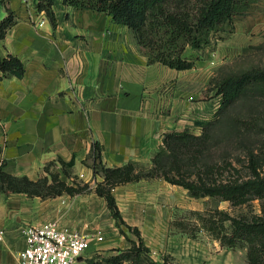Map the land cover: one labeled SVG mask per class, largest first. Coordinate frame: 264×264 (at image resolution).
<instances>
[{
	"label": "crops",
	"instance_id": "crops-1",
	"mask_svg": "<svg viewBox=\"0 0 264 264\" xmlns=\"http://www.w3.org/2000/svg\"><path fill=\"white\" fill-rule=\"evenodd\" d=\"M44 2L0 0V19L8 8L17 17L0 36V53L15 54L25 64L23 76L0 72V163L9 173L38 179L48 174L51 162L64 170L58 158H74L71 173L61 176L77 188L45 195L0 190V264H20L24 226L48 220L90 234L91 244L76 264L129 247L139 236L161 263L167 257L180 264H237V251L219 239L193 237L172 226L181 218L179 210L204 209L205 198L165 177L113 184L128 236L122 233L97 191L105 176L94 171L91 153L98 142L105 166L148 162L166 133H200L221 106L218 85L208 93L210 78L223 61L262 39L264 0L225 22L216 52L212 44L186 45L183 55L194 60L189 68L150 62L131 28L106 11L52 0L54 24L38 5Z\"/></svg>",
	"mask_w": 264,
	"mask_h": 264
},
{
	"label": "trees",
	"instance_id": "trees-1",
	"mask_svg": "<svg viewBox=\"0 0 264 264\" xmlns=\"http://www.w3.org/2000/svg\"><path fill=\"white\" fill-rule=\"evenodd\" d=\"M254 1L256 0H63L68 5L112 14L116 21L131 28L150 62L160 61L176 68H189L194 65V60L183 55L186 45L200 48L222 38L221 31L225 22L235 15L247 12ZM52 3V0H45L38 5L46 9L55 24L56 15ZM8 10V15L0 19L1 37L5 36L7 29L17 20L13 10ZM0 72L2 76H23L25 64L15 54L0 53ZM259 76H264V70L245 71L223 78L218 84L221 106L213 118L204 122L203 128L205 129L206 123L212 124L224 108L233 102L247 81ZM191 134L189 130L171 131L166 133L164 143H170L171 138H186ZM91 155L94 171L97 173L101 169L105 176L103 182H97V191L107 199L120 230L128 236L123 228L125 221L111 187L115 183L140 177L132 174L134 163L138 161H130L123 166H105L102 163V147L98 142H94ZM248 159L247 174L231 175L225 179L215 177L211 172L213 170L209 169L205 175L200 174L202 171L198 169H178L177 177L170 176V170H163L162 173L166 179L184 185L195 197H218L230 199L234 204H243L254 198L264 199V160L260 154L257 155L253 151L249 153ZM58 160L64 166H71L75 161L74 158L69 161L62 158ZM3 165L4 161L0 163V190L5 193L25 191L45 195L62 191H44L48 189L47 175L38 179L26 175L18 176L5 171ZM194 172L196 174L192 178ZM187 215L189 218H175L172 226L193 237L198 236V230L206 228L224 246L247 247L248 258L252 263L264 261V208L249 215H232L228 209L218 205L211 207L208 203L202 210H187ZM129 227L138 232L136 227ZM131 242L129 247L112 248L106 253L98 252L87 258V264H124L126 261L130 264H180L167 257L163 263L156 260L152 256L151 248L141 236L139 240L132 239Z\"/></svg>",
	"mask_w": 264,
	"mask_h": 264
},
{
	"label": "rangeland",
	"instance_id": "rangeland-1",
	"mask_svg": "<svg viewBox=\"0 0 264 264\" xmlns=\"http://www.w3.org/2000/svg\"><path fill=\"white\" fill-rule=\"evenodd\" d=\"M260 38H262L260 41L244 47L240 53L223 61L216 75L210 78L208 93L214 91L227 76L245 71L264 70V34ZM218 41L219 39L212 42V52H216L215 45ZM191 133V136L186 138H171L170 143H164L150 161L134 163L132 174L140 177H165L163 170H170V176L177 177L178 169L184 171L198 169L202 171L200 174L204 175L209 169L213 170L211 172L215 177L224 179L231 175L247 174L249 153L253 151L257 155L260 154L264 160V76L247 81L243 90L212 124L206 123L205 129L202 128L200 133L192 131ZM56 164L58 162L55 161L48 164L46 183L48 189L44 191L53 193L59 190H75L77 187L65 182L61 176L62 171L70 174L71 168L64 166L63 170L60 166V170ZM99 172L102 173V170ZM195 174L192 173L191 177H195ZM203 197L204 207L208 203L211 207L218 205L220 208L228 209L232 215L240 213L249 215L264 208V199L261 198L234 204L230 199ZM177 214L189 218L187 210H179ZM198 234L214 237L206 228L198 230ZM233 249L237 251L239 257L237 264H264V261L252 263L245 246L238 245Z\"/></svg>",
	"mask_w": 264,
	"mask_h": 264
},
{
	"label": "built area",
	"instance_id": "built-area-1",
	"mask_svg": "<svg viewBox=\"0 0 264 264\" xmlns=\"http://www.w3.org/2000/svg\"><path fill=\"white\" fill-rule=\"evenodd\" d=\"M45 21L41 18L39 24ZM23 230L26 246L18 252L20 264H76L91 244L87 232L63 227L53 220L26 224ZM98 239H103V235Z\"/></svg>",
	"mask_w": 264,
	"mask_h": 264
}]
</instances>
